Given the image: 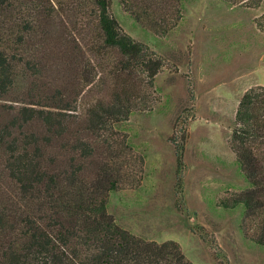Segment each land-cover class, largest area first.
Here are the masks:
<instances>
[{
  "label": "trees",
  "instance_id": "trees-1",
  "mask_svg": "<svg viewBox=\"0 0 264 264\" xmlns=\"http://www.w3.org/2000/svg\"><path fill=\"white\" fill-rule=\"evenodd\" d=\"M90 1L93 37L78 29L64 57H34L39 75L67 68L65 86L46 82L35 94L13 97L23 56L12 49L29 35L40 34L47 45L54 16L48 0H0V101L23 103L0 127V264H194L176 240L138 236L109 211V193L119 188L135 151L117 125L153 111L155 79L166 60L124 31L110 11L112 0ZM225 1L257 7L263 0ZM171 2L141 0L149 15ZM188 93L193 101L194 92ZM184 123L179 129L176 121L169 137L180 168L189 133ZM228 142L249 186L226 191L219 205L243 206L241 228L264 245V85L243 93ZM138 158L141 169L144 157ZM200 230L219 264H229L214 234Z\"/></svg>",
  "mask_w": 264,
  "mask_h": 264
},
{
  "label": "rangeland",
  "instance_id": "rangeland-1",
  "mask_svg": "<svg viewBox=\"0 0 264 264\" xmlns=\"http://www.w3.org/2000/svg\"><path fill=\"white\" fill-rule=\"evenodd\" d=\"M48 3L54 33L47 45L41 46L40 34L29 35L18 51L12 49V54L23 56L13 97L35 94L46 82L65 86L67 68L52 66L39 75L41 66L34 68V57H64L68 40L80 37L78 29L88 38L96 30H90L96 22L90 0ZM169 6L149 15L141 0L111 1L110 11L124 31L162 55L166 66L155 79L158 99L153 111L134 113L117 125L135 151L129 154L119 188L109 193V211L138 236L176 240L194 264H219L211 244L200 236L201 226L214 234L229 264H264V245L241 228L243 206L219 205L226 191L249 186L228 140L243 93L264 85V0L257 7L225 0H172ZM5 103L0 127L23 106L0 101L1 106ZM186 120L189 133L180 168L169 137L176 121L181 129ZM137 156L144 157L141 169Z\"/></svg>",
  "mask_w": 264,
  "mask_h": 264
}]
</instances>
